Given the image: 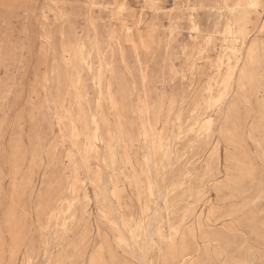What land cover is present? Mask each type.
<instances>
[{
    "label": "rangeland",
    "instance_id": "rangeland-1",
    "mask_svg": "<svg viewBox=\"0 0 264 264\" xmlns=\"http://www.w3.org/2000/svg\"><path fill=\"white\" fill-rule=\"evenodd\" d=\"M145 263L264 264V0H0V264Z\"/></svg>",
    "mask_w": 264,
    "mask_h": 264
},
{
    "label": "bare ground",
    "instance_id": "bare-ground-1",
    "mask_svg": "<svg viewBox=\"0 0 264 264\" xmlns=\"http://www.w3.org/2000/svg\"><path fill=\"white\" fill-rule=\"evenodd\" d=\"M239 21V20H238ZM236 31V30H235ZM242 64V63H241ZM142 79V78H141ZM235 80V79H234ZM234 82V81H233ZM224 108V107H223ZM222 108V109H223ZM218 109V108H217ZM251 111V110H250ZM221 115V114H220ZM252 115V114H251ZM219 120V119H218ZM157 123H158V121H157ZM149 125V124H148ZM151 129V128H150ZM245 130H246V128H245ZM229 133V132H228ZM160 134V133H159ZM158 134V135H159ZM149 157V156H148ZM153 158V157H152ZM71 161V160H70ZM80 161V160H79ZM153 163V162H152ZM151 163V164H152ZM154 167V166H153ZM172 167V166H171ZM155 174V173H154ZM201 181V180H200ZM87 182V181H86ZM78 184V183H77ZM211 187V186H210ZM117 194H118V192H117ZM108 195V194H107ZM106 196V195H105ZM158 199H161V198H158ZM72 201V200H71ZM117 201V200H116ZM59 203V202H58ZM157 204V203H156ZM58 205V204H57ZM71 205V204H70ZM156 206H158V205H156ZM114 207V206H113ZM108 208V207H107ZM156 209H157V207H155ZM99 209V208H98ZM115 209V208H114ZM56 210V209H55ZM109 210H111L110 208H109ZM112 211V210H111ZM154 211V210H153ZM114 212V211H113ZM56 213V212H55ZM57 214V213H56ZM145 214V213H144ZM59 215V214H58ZM114 215H116V214H114ZM166 215V214H165ZM55 216V215H54ZM152 216V215H151ZM114 218V217H113ZM117 218V217H116ZM55 219V218H54ZM54 219H53V221H54ZM119 219V218H118ZM118 222V221H117ZM154 222V221H153ZM53 223V222H52ZM159 223V222H158ZM150 225V224H149ZM118 227H120V226H118ZM154 227H155V224H154ZM158 228V227H157ZM249 228V227H248ZM155 230H156V228H154ZM250 229V228H249ZM248 229V230H249ZM252 231V230H251ZM255 231V230H254ZM260 232V231H259ZM258 232V233H259ZM122 234V233H121ZM255 234V233H254ZM150 235V234H149ZM150 236H152V235H150ZM260 236V235H259ZM215 238V237H214ZM169 239V238H168ZM167 239V240H168ZM214 241H216V240H214ZM217 242V241H216ZM170 243V242H169ZM148 245V244H147ZM148 250V249H147ZM136 256V255H135ZM138 257V256H137ZM252 259V258H251ZM157 261V260H156ZM141 263V262H140ZM146 264V263H145ZM253 264V263H252Z\"/></svg>",
    "mask_w": 264,
    "mask_h": 264
}]
</instances>
